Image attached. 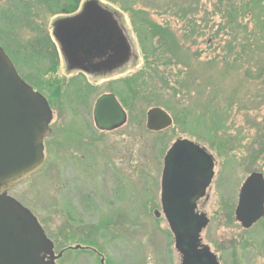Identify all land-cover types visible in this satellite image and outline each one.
<instances>
[{"label":"rangeland","instance_id":"1","mask_svg":"<svg viewBox=\"0 0 264 264\" xmlns=\"http://www.w3.org/2000/svg\"><path fill=\"white\" fill-rule=\"evenodd\" d=\"M88 1L81 0L79 11ZM93 1L128 46L123 66L94 75L70 69L64 57L50 67L25 51L22 39L30 36L6 19L5 9L17 1L0 0V47L19 76L48 100L53 115L44 167L11 188L9 197L37 216L48 236L51 229L63 235L80 229L81 212H100L95 222L109 212L120 214L121 238L107 264H181L161 212L160 184L166 153L175 141L188 140L214 162L211 184L198 202L209 220L202 244L218 264H264V217L249 230L234 218L245 179L252 173L264 177L262 1ZM65 15L40 13L36 19L43 17L51 36ZM143 18L169 30L162 43L169 48L158 49L157 56L150 51L156 38L148 52L142 50L135 23ZM142 70L143 79H136ZM131 78L136 86L122 84ZM104 94L115 95L127 114L125 125L112 132L98 131L93 122L95 101ZM152 108L169 114V129L146 130ZM69 219L76 220L67 226Z\"/></svg>","mask_w":264,"mask_h":264},{"label":"water","instance_id":"2","mask_svg":"<svg viewBox=\"0 0 264 264\" xmlns=\"http://www.w3.org/2000/svg\"><path fill=\"white\" fill-rule=\"evenodd\" d=\"M107 20L106 13L91 0L84 4L81 15L56 26L55 36L71 65L81 59L75 52L84 43L79 46L77 41L99 40L100 27L94 26L101 23L106 28ZM88 47L83 46L82 51L88 52ZM92 116L100 132L115 131L127 121L113 94L95 101ZM51 121L47 100L21 80L0 47V264H53L52 259L44 261L43 255L52 245L36 218L7 195L44 166L43 141L50 134ZM171 126L172 118L163 109L152 108L146 113L148 132H162ZM213 168L212 157L188 140L175 141L164 158L161 205L181 264H218L209 248L200 244L199 235L209 220L205 214H195L196 203L205 197L213 178ZM263 216L264 177L252 173L239 191L235 219L242 229L249 230Z\"/></svg>","mask_w":264,"mask_h":264},{"label":"flooded vegetation","instance_id":"3","mask_svg":"<svg viewBox=\"0 0 264 264\" xmlns=\"http://www.w3.org/2000/svg\"><path fill=\"white\" fill-rule=\"evenodd\" d=\"M83 7L80 11L78 8L75 13L65 15L64 18H61L62 20L60 19L53 26L54 30H53L52 35L50 36V39L54 44L55 51H56L57 56H58V60L60 57H62V58L64 57L66 59L68 67L70 69L76 70L78 72L93 74V75L104 72L105 70H112V69L118 68L120 66H123V64H125V62L127 60L128 46H127V44L123 38L122 32H120V30L116 27V25L110 20V18L108 17L107 14L106 15L108 18V20H107L108 23H106L107 24L106 28H105V25L101 24V23L96 24L94 26L96 28L100 27L99 30H101V33L98 34L99 40H96V39L92 40L90 38L89 39L87 38L88 40L86 39L84 41L78 40L77 41L78 45L81 46L79 44L80 42L84 43L83 46H85V47L89 46L88 47L89 51L84 53L82 51L83 46H81V49L76 50V52H75V54H78V56L81 59H77L76 62L74 61L73 65H71L69 60H67V53L65 52V50L61 46L59 40L55 36V28L61 21H64L67 19H72L74 17L81 15V13L83 11ZM77 29H78V26H77ZM102 43L106 44V45H103ZM21 79H22V77H21ZM26 84L29 85L28 83H26ZM47 102H48V100H47ZM48 104H49V102H48ZM49 106H50V104H49ZM50 130H51V127H50ZM50 135L51 134H49V136ZM47 138L44 140V144H45V141L47 140ZM213 164H214V162H213ZM213 176H214V171H213ZM160 186H161V184H160ZM209 186H208V188H209ZM160 191H161V188H160ZM199 201H197V203H196L195 214H203L201 212H198V202ZM237 204H238V202H237ZM160 205H161V199H160ZM161 212L163 214L162 205H161ZM81 215L84 219L82 221V224L84 222L83 226L80 229H69V231L79 232L77 236H73L71 233H69V231H67V234L63 235L58 230L54 231L53 229L50 230L51 236H48L47 231L44 229L42 222L38 219L37 216H35L33 214V216L36 218L37 222L39 223V225L43 229V232H44L46 238L50 241V243L52 245L51 251L46 252L43 255L45 262H48L49 260L52 259L53 264H87V263H90V261L94 260V261H97L98 264H107V262L109 261L108 256L111 255V252L109 250L114 249L116 240L121 238L120 232H121V228H123V226L121 225L120 214H118L117 212H109L108 215L105 216L106 218L103 221L98 220L96 222L93 220L92 217H95V216L100 217V215H101L100 212L95 213V215H93V214L89 215L86 212H81ZM68 216L69 215H66V217H68ZM163 216L165 218L164 214H163ZM54 217H58V214H55ZM89 217H91L92 219H89ZM234 218H235V211H234ZM75 220L76 219H73V221H71V219L67 220L66 221L67 226L69 225V223L75 222ZM165 220H166V218H165ZM235 221H236V219H235ZM91 222L97 223V225L100 223L101 225H98V226L92 225ZM166 222H167V220H166ZM78 223H79V221H78ZM167 225H168V223H167ZM168 227H169V225H168ZM125 228L127 229V227H125ZM202 232L199 235L201 245H203L202 244V238H201ZM73 237H76V239L73 240L72 239ZM173 238H174V236H173ZM104 249H106L105 252H104ZM198 250H200V249H198ZM113 252L115 254V251H113ZM108 264H110V262Z\"/></svg>","mask_w":264,"mask_h":264},{"label":"trees","instance_id":"4","mask_svg":"<svg viewBox=\"0 0 264 264\" xmlns=\"http://www.w3.org/2000/svg\"><path fill=\"white\" fill-rule=\"evenodd\" d=\"M16 1L17 3L14 6V9H5V11L8 12L6 16L8 24L11 22L12 24H16L17 27H20L23 30L22 32H24V35L27 34L30 36L28 38L22 39V43L24 44L23 48L25 51L29 52L35 58L44 60L49 64L50 67L56 66V64H58V56L42 18L46 15L54 16L57 14H73L77 11L81 0H39V5L41 6L34 4L36 0ZM260 1H262V6L264 8V0ZM10 11L15 13L13 14ZM127 11L135 13V10L131 7L127 9ZM141 11L142 10L139 9L138 12ZM40 13L43 14V17L40 16L41 20H38L36 18ZM36 21L39 22V24L36 23ZM161 27L162 26L150 22L147 18H143V21L138 20V22L135 23V31L137 32V35L142 43V50L144 53L148 52L152 45H155L152 41L154 38L157 39V46L155 45V47L150 50L152 52V56H157L155 54L158 49L169 48L167 45L162 44L164 41H166L164 36L170 35L168 34L169 30L167 28ZM11 31L13 30L11 29ZM172 44L175 46V41H172ZM173 51H175V49H173ZM144 74L145 72L142 70L136 75L135 78L142 80ZM121 82L123 85L126 83L127 85H130L131 83L135 85L137 81H135L134 78H131L122 80ZM129 93L130 92H128L127 95Z\"/></svg>","mask_w":264,"mask_h":264}]
</instances>
